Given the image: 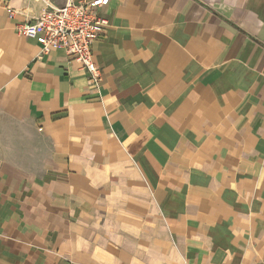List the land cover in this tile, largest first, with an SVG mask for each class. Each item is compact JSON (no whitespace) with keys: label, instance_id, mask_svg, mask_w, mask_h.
<instances>
[{"label":"crops","instance_id":"1","mask_svg":"<svg viewBox=\"0 0 264 264\" xmlns=\"http://www.w3.org/2000/svg\"><path fill=\"white\" fill-rule=\"evenodd\" d=\"M66 1L0 0V264H264V0H108L97 87Z\"/></svg>","mask_w":264,"mask_h":264},{"label":"built area","instance_id":"2","mask_svg":"<svg viewBox=\"0 0 264 264\" xmlns=\"http://www.w3.org/2000/svg\"><path fill=\"white\" fill-rule=\"evenodd\" d=\"M108 0H67L60 7L43 10L33 20L17 23L16 33L34 39L42 51L62 47L69 58L77 60L87 73L88 81L97 87L102 79L93 60L91 44L104 35L108 21L99 16ZM9 15H12L11 10Z\"/></svg>","mask_w":264,"mask_h":264}]
</instances>
